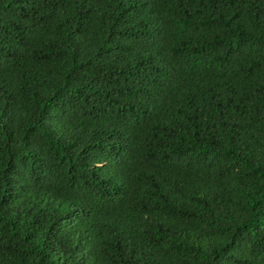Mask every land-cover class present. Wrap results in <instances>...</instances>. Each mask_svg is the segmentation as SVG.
I'll return each instance as SVG.
<instances>
[{"label":"trees","instance_id":"obj_1","mask_svg":"<svg viewBox=\"0 0 264 264\" xmlns=\"http://www.w3.org/2000/svg\"><path fill=\"white\" fill-rule=\"evenodd\" d=\"M0 264H264V0H0Z\"/></svg>","mask_w":264,"mask_h":264}]
</instances>
